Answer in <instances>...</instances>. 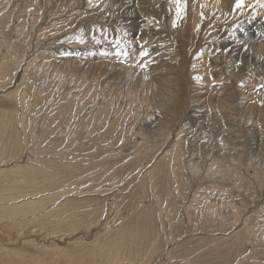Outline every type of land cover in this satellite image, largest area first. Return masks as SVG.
<instances>
[{"label": "rangeland", "instance_id": "374dc122", "mask_svg": "<svg viewBox=\"0 0 264 264\" xmlns=\"http://www.w3.org/2000/svg\"><path fill=\"white\" fill-rule=\"evenodd\" d=\"M226 1L230 5L233 4L231 7L229 6L227 15L222 12L214 14L213 11H208L209 9L201 0H179V4L177 0H0V30L2 29L9 37L5 42L6 47L15 41L17 48L26 49L23 45L28 42L29 47L26 49L28 56H34L41 52L38 55L39 58L47 60L46 66H37L34 70L32 80L33 84L37 86L32 90L33 97L30 99L32 101L29 107H21L4 96L3 90L7 92L8 89L13 90L16 86L11 84L7 87L5 83L8 79L7 76L0 77V83L4 81L1 84L4 88H0V109L3 111H16L20 116L26 113L32 119L34 122L32 129L26 127L23 130L21 126L16 128L21 134L36 130L35 135L21 136V139L33 140L36 147L30 150L32 144H29L26 148L24 146L18 164L25 162L27 165L40 164L45 159L52 164H57L61 160H67V162L76 160L78 162L79 160L93 159L94 163L92 165L90 162L86 165L101 170V174L97 178V184L99 185L96 188H91L93 193L85 191L86 193L84 192L78 196L75 192H70L53 204V206H57L58 203L69 199L72 202L75 197H78L80 200L88 201L91 206H95V210L100 212L99 222L101 223L89 222L78 225L73 229L63 228L53 231L50 230L48 224L36 220L37 216L40 217L39 213H37L38 215L36 213L32 214L33 217L36 216L35 218H32L31 215L16 216L13 219L0 216V264H81L79 260L75 259L77 255L70 254L73 246L68 243L69 240L73 242L75 239L81 238L85 241H91L95 233L105 232L118 225L119 222L129 219L138 206L152 205V207L158 208L159 202L162 203V207L166 203L169 204L165 185L169 186L170 180L168 179L166 183L164 174L167 170L166 165H164L167 160L162 159L165 151L170 149L169 145L173 144L177 137L185 139L183 143H189L190 146L191 144L198 146L203 142L207 144V148L213 145L216 150H221L220 137L225 135L231 140L229 146L226 147L231 151L235 148L241 154H244L245 162L249 161L246 154L247 149L248 153L249 150L254 154L263 153L260 146H263L264 142L259 143L256 139L261 138V140H264V57H257L258 53L255 51L257 49L255 46L257 44L261 45L259 43L264 44V0H242L239 7H237V0ZM178 6L179 13L177 12ZM235 7L242 8V13L233 15L232 10ZM217 14H221L220 17ZM247 19L254 21V23L249 27H244L245 29H239L238 25ZM19 25L28 29L27 41H25V36H18L20 32L17 33V30L15 32L14 29H17ZM227 27H229V30H227ZM236 28L244 34L240 44L233 43L234 40L231 36L233 34L232 30L235 31ZM40 30H43L46 35L42 36V38L44 37L42 40L41 38L37 40L35 35ZM12 33L13 35H11ZM241 42H247L250 47L246 44L241 46ZM58 45L66 46V50L84 48L89 56L80 63L74 51L56 50ZM45 47H51L49 49L54 51L53 54L47 48L46 50L42 49ZM208 50L213 52L210 53L211 56L208 55ZM170 52L174 58L166 55ZM225 64L231 65L237 74L235 77H232L233 75L229 72V69H225ZM21 74L22 71L17 73L16 82L19 81ZM41 74H44V76ZM60 76L64 78L65 86L62 88H60L58 80ZM107 80L109 81L107 82ZM143 81L146 83H141ZM41 86L43 88L38 89ZM194 88H197V91L199 89L202 93L198 91L197 94ZM20 89L22 90V88ZM93 90L95 91L93 92ZM127 90H129V93ZM122 93L123 96H121ZM57 95L65 96L67 100L76 104L82 101V106L85 107L83 108L84 111L80 108L81 106L79 107L82 112L78 110L79 114L72 117V119L75 118L73 120L70 119V114H68L69 117L67 114H60L61 118L64 116L61 119L64 122L59 123L60 134L57 135L56 133L55 135V133H52L53 127L49 132L52 134L43 131L48 129L45 127L51 125L52 120L56 117L54 112L58 106L56 103ZM115 95L120 96L115 98ZM94 96H97V100L94 99ZM133 96L136 98H132ZM35 97L36 99L38 97V99L36 100ZM203 97H205L204 101ZM209 97L210 100H208ZM110 98H115L120 107L124 108L125 113H128L126 114L128 117H126L124 126H119V128L123 127V131L125 128L126 134L122 131V139H117L116 142L109 139L100 141L99 145L96 141V133L85 134V122L91 111H94L99 104ZM195 98L198 100L196 101ZM223 98H226V100H223ZM227 98H230V100H227ZM89 99L97 106L90 104ZM200 100L204 103L198 102ZM213 100L218 101L213 102ZM141 101H144V104ZM220 101L223 102V105L219 103ZM218 103L222 107H226H218L216 110L222 109L220 110L222 113L229 111L226 112V115H235V118H233L235 120L232 123L221 124L224 122L223 119L226 120V118L220 120V123L219 120H216V123L211 118L213 112L211 107L219 106ZM238 111H240V114H245V117L236 118L239 116ZM138 112L140 113L138 114ZM259 113L261 114L259 115ZM171 116L175 119L172 120ZM255 116L257 117L255 118ZM212 117H214V114ZM187 118H190L191 121H185ZM170 120V123L166 122ZM66 123L67 125H64ZM169 125L171 128L166 129L169 131H167L169 136L164 139L160 133H163L161 131H165V127H169ZM107 127L105 125L103 128L106 129ZM73 128L76 135L73 136V140H70L68 135L65 134L66 131L69 132ZM104 129L103 132H105ZM140 129L147 136H153H151L152 138L149 136L150 142L147 146L145 145V149H140L143 143L139 135ZM251 132L255 135H250ZM0 138L3 140L2 143L6 145L9 137L5 135ZM90 139L91 141H88ZM49 140L50 142H48ZM82 141L86 143L89 150L83 151L79 148ZM119 144L122 147H119ZM11 145H14V143L12 142ZM158 146L161 147L159 150ZM249 146L252 148L249 149ZM115 147H118L119 153L116 152ZM48 149H53V152L47 151ZM12 151L9 154H12ZM15 154L13 153L8 157L6 161L8 165L11 166L13 162L15 163L16 160L13 157ZM99 158L106 161L103 160V163H99V161L101 162ZM161 169L162 171H160ZM249 175L252 177V174ZM249 175L247 176L250 177ZM110 176H114V179L110 180ZM189 176V173L185 176L182 175L180 180L185 181ZM160 177L162 180H159ZM198 179L205 180L204 186H193L194 190L197 191V196L206 195L203 206L238 199L236 195L239 191L238 186L234 184L233 186L231 182L229 183V181L223 179V175H199ZM194 182L197 185L199 183L198 181ZM181 184L183 183L181 182ZM8 186L14 187L16 185L11 184ZM248 186H250V183ZM64 187L70 191H75V186L70 184H64L59 189L48 191L51 194L59 193L64 190ZM160 187L159 198L163 201L156 199ZM234 187L235 193L232 192ZM163 197L164 199H162ZM135 203L137 206L134 207V211L131 208ZM43 213L45 214V212L41 214ZM186 233L187 231L176 238L174 245L180 244L185 238L190 237L191 233L188 232L187 235ZM211 234L216 235L210 233L207 237L211 238ZM127 262L128 260L123 259L118 264H129ZM188 264H191V262Z\"/></svg>", "mask_w": 264, "mask_h": 264}, {"label": "bare ground", "instance_id": "6f19581e", "mask_svg": "<svg viewBox=\"0 0 264 264\" xmlns=\"http://www.w3.org/2000/svg\"><path fill=\"white\" fill-rule=\"evenodd\" d=\"M201 1L209 9L208 11H213L214 14H216L217 12L218 13L222 12L226 14L229 11V6L231 7V5H233L232 3L230 5V3H228L226 0H201ZM234 6L236 5L234 4ZM241 10L242 8L235 7L232 10L233 15L236 13L241 14L242 13ZM206 13L207 12L205 11V14ZM211 15L213 14L211 13ZM209 18H210V15H209ZM253 23L254 21L247 19L245 22L238 25V28L245 29L244 27H247V26L249 27ZM228 28L229 27H227V30H229ZM236 29L235 31L232 30L233 34L231 36H232V39L234 40L233 43L235 42L236 44H240V41H242L244 34H242L239 31V29L237 30ZM14 30L15 32L17 30V33L20 32L18 36H25V41H27L28 29L26 27L25 28L20 27L19 25L17 29H14ZM11 35H13V33ZM44 35H46V33L43 30H40L37 32L35 37L37 40H39L40 38L42 40L44 38V37L42 38V36ZM7 38L9 37H7L6 33H4L3 30L1 29L0 30V77L6 75L8 78L6 79L7 81H5V83L7 84L6 86L9 87L11 84H15L16 87L13 90L8 89L7 92L3 90L2 93L4 94L5 97H7L8 99H10L12 102L16 104H19L21 107H27V106L29 107V104H31V101H32V100L30 101V99H32L31 97H33L32 90L37 86L33 84V80H32L34 76V70L35 68H37V66L42 67L43 65H45L47 63V60L45 61L43 60V58L42 60L39 58L38 55L41 52L34 56L32 55L28 56L27 51H26V49L29 47L28 42L27 44L23 45V47L25 46L26 49L17 48L15 45L17 43H14L15 41L11 42L10 45L6 47L5 42ZM237 38L238 40H236ZM245 44L248 45L247 42H243L241 46ZM259 44L261 45L257 44L255 46L257 48L255 51L258 53L257 57L259 56L264 57L263 56L264 44L263 45L262 43H259ZM46 48L47 47L42 48V49L46 50ZM49 48L51 49V47H48L47 50H49V52L53 54L54 51L53 50L51 51ZM62 49L66 50L67 48L66 46H59V45L56 48V50H59V51H62ZM66 51L67 52L74 51V53H76L75 56L78 57V60L80 63L81 61L84 60V58L89 56L88 55L89 53H87L86 49L84 48L80 50L76 48L73 50H66ZM210 53H213V52L209 51L208 55H210ZM240 53H244V52H240ZM45 55H42V56L48 57ZM166 55L169 57H173V54H171V52ZM65 64L67 65V63ZM74 66L75 65L73 64V67ZM224 66L226 70L229 69V72H231V74L233 75V76L231 75L232 77H235L237 75L234 72V69L231 67L230 64L229 65L225 64ZM54 68H57V67H54ZM19 71H22V74L19 78V81L16 82V76ZM41 75L44 76V74H41ZM58 80L60 83V88L65 86L64 78L62 76H60ZM108 81L109 80H107V82ZM2 83H0V88L1 87L4 88V86L1 85ZM141 83L145 84L146 82L143 81ZM105 86L107 87L106 84ZM129 86L131 87V85ZM66 87L68 88V85ZM20 88H22V90ZM41 88H43V86H41L40 88L38 87V89H41ZM194 89L197 91V88H194ZM129 90H127V92ZM94 91L95 90H93V92ZM198 91L200 90L198 89ZM198 91H197V94H198ZM103 94L105 93L103 92ZM119 96L115 95V98L116 97L118 98ZM121 96H123V93L121 94ZM96 97L94 98L95 100H97ZM115 98L107 99L103 101L101 104L98 103L99 104L98 107L94 109V111H91L89 113L90 116L86 118L85 130L84 128L83 130L86 131L85 134L96 133L95 134V136H97L96 141L98 142L99 145H100V141H107L109 139V140H112L113 142H116L118 141L117 139H120L122 137L121 133L123 131V127L119 128V126H124L123 124L126 122V117H128L126 116V114L128 113H125L124 108L122 109V107H120V105L118 104V101H116ZM132 98H136V97L133 96ZM198 98L200 99V97ZM204 98L205 97L202 98L203 101H204ZM169 99H170V96H169ZM219 99H222V98H219ZM224 99L226 100V98H223V100ZM90 100L91 99L88 100L90 104H95V103H92ZM197 100L198 99H196V101ZM201 100L198 102H203ZM208 100H210V97ZM227 100H230V98H227ZM217 101L213 100V102H217ZM222 101H220L219 103L222 104L224 102ZM56 103L58 105L56 107V111L54 112V115L56 117L54 116L55 117L53 119L54 122L52 120V124L54 123V125L52 126L51 124L49 126H46L45 128H48V129L43 132L49 133L51 132V127H53L52 133H55V135L57 133L58 135L60 134L59 133L60 131L59 125L61 124L60 122H64V121H61V119H63L64 116L61 118L60 114H64V115L67 114V116L68 114H70L71 116L70 119H72V117H76L77 114H79L78 110L79 112H82L80 110L83 109L85 106H82L83 105L82 101L76 104L73 101L67 100L65 96H59V95H57ZM141 103L144 104V101L143 102L141 101ZM37 104H38V101H37ZM211 104L214 105L213 103ZM230 104H233V103L230 102ZM95 105L97 106V104ZM218 107L221 108L222 106L219 104V106L216 105V106L211 107V109L213 110L211 115L213 116L214 114V117L211 116V118L215 122L216 120H219V123H220L221 122L220 120H222L223 118H226V120L223 119L224 122H222L221 124H224L227 122L232 123V121L235 120L233 119L235 118L234 117L235 115L234 116L226 115L227 114L226 112H229V111L222 113L220 112V110L222 109H220L219 111L216 110ZM225 107H222V108H225ZM240 111H238L239 116L236 118H239L240 116L241 118L245 117V114L244 115L240 114ZM139 113L140 112H138V114ZM241 113L243 112L241 111ZM260 114L261 113H259V115ZM256 117L257 116H255V118ZM211 118L210 120L212 121ZM171 119L174 120L175 118L171 116ZM185 121L190 122L191 120L190 118H187ZM166 122L170 123L171 120L169 122L168 121ZM33 125H34V122L26 113H23V115L20 116L16 113V111H13V110L3 111L0 109V137L5 136V135L9 137L6 145L2 143L3 140L0 138V204H1L0 205V216L13 219L16 216L25 217L26 215L27 216L31 215L32 218H35L36 216L33 217L34 215L32 214L39 213L40 217L37 216L36 220L48 224V226L50 227V230H53V231L60 230L63 228L73 229V228H76L78 225L87 224L89 222H95V223L99 222L100 212H98V210H95L96 209L95 206H91L88 201L86 202L84 200H80L78 199V197H75L76 200L74 199V201L72 202L70 201L71 199H69L67 201L58 203L57 206H53V204L57 200H59L61 197L63 198L64 195H67L70 192H73V193L75 192V194L78 196H80V194L84 193L85 191H88V192L91 191L93 193V189L91 188H96L97 185H99L97 184V178L101 174V170H96L94 167L92 166L90 167L89 165H86V163H89V162L92 165V163H94L92 161L93 159H87V160L84 159L85 161L79 160L78 162L76 160L69 161V162H67V160L65 161L61 160L57 164H52L49 160L45 159V161H41L40 164L27 165L26 162L23 164H18L19 163L18 159H20L22 156V152L24 150L22 148L24 146H25L24 148H26L27 146H29V144H32L30 147V150L35 149L36 147L33 144L34 142L33 140H30L27 137H26L27 139L25 138L21 139V136L22 135L29 136V134L35 135L36 130L34 132L30 131L31 133L24 132V134H21L20 131L17 130L16 128L18 126H21L23 130L26 127H30L29 129H32ZM64 125H67V123ZM105 125L108 126L106 129L103 128ZM170 128L171 126L169 125V127L168 126L165 127V131H161L163 133H160V134L164 139L165 137L168 138L169 136L168 130ZM103 129L105 132H103ZM142 129H140L139 135L141 136V140L143 143H142V147L141 148L139 147V148L145 149L148 143L150 142V138H152L153 136L151 135L152 136L151 137L149 135L150 136L149 138V136H147V134H145V132ZM163 129L164 127L162 128V130ZM126 131H127V128H126ZM213 131H216V130H213ZM123 132H125V128ZM52 133H49V134H52ZM252 134L254 133L251 132L250 135ZM65 135H68L70 140H73V136L76 135V132L73 128L69 132L66 131ZM57 138H55V140H57ZM141 140L139 141L140 143H141ZM184 140L185 139H180V137H177L174 140L173 144L171 145L167 144L170 146V149L165 151L164 157L162 159V160H167L164 164L167 167V170L164 172V174H165V182L167 183L168 179L170 180V184H168L169 186L165 185L166 197L169 200L168 201L169 204L166 203V205L162 207V203L159 202V206L157 205L158 208L152 207V205H147V206L142 205L140 207L138 206L135 211L134 207L137 206L135 203L134 205H132V208H131L135 212L132 214V216L130 215L131 217L129 219L122 221L121 223L119 222L118 225L110 228L109 230L105 232L96 231L97 233L94 234L91 241H85L84 239L82 240L81 238H77L73 242L69 240L68 243L73 246V250H71L70 254L71 255L73 254V256L77 255V257L75 258L76 260H79L81 264H118V262L123 259L128 260L127 263L129 264H135V263H140V264H188L190 262L191 264L192 263L194 264H199V263L200 264H264V149H263L264 143H263V146L262 145L260 146L261 149L263 150V153L260 152V153L254 154V152L253 153L250 152L251 150H249V153H248V149H247L246 154L248 156L247 158L249 159V161L245 162L246 160H244V157H245L244 154H241L235 148L232 150V151L234 150L235 151L232 152L231 150L228 149V147H226V146H229L231 140L230 138L228 139L225 135L220 137V140H221L220 144L222 148H220V146L219 148L221 150L219 149L216 150L213 145L212 146L208 145L209 148H207V144L203 142L199 144L198 146L196 145L197 147L194 146V144H191L190 146L189 143L184 144L183 143ZM256 140L259 143L264 142V140L263 139L261 140V138H258ZM88 141H91V139ZM12 142L14 143V145H11ZM48 142H50V140ZM156 142L158 143V141ZM84 143L85 142L82 141V143L79 145V148L83 151L89 150V147H86V143L85 144ZM157 143L156 145H158ZM120 146L121 145L119 144V147ZM159 146H158V150L161 148ZM115 148L117 150L116 152H118V149H117L118 147H115ZM248 148L250 149L252 147L249 146ZM52 150L53 149H48L47 151H52ZM11 151L13 153H16L15 155H13L16 161L15 163L13 162V164L10 166L8 165L6 161L8 160V157L13 154V153L9 154ZM151 158H154V157H151ZM196 159L198 160L196 161ZM100 160L101 162L99 161V163H103V160L105 159L102 160L101 158ZM163 170H164V167H163ZM113 171H116V170H113ZM160 171H162V169ZM188 173L190 175L189 176L190 178L188 177L185 179L184 177L185 181L180 180V178H182V175L185 176V174H188ZM214 174H221L223 175V179H226L227 181H229V183L231 182L232 185L234 184L238 186V187L236 186L237 188H239V191L236 193V195L238 196V199H233L232 201L229 200V202H226V201L220 202V203L215 202L214 204H211L209 206L207 204L203 206L204 199H206V195L197 196L196 195L197 191L194 190L193 186H198V187L201 185L204 186L203 184H205L204 183L205 180L198 179L199 175L209 176V175H214ZM249 174H252V177ZM247 175H249L250 177H248ZM113 177L114 176H110V180L114 179ZM205 179L208 180V178H205ZM159 180H162L161 177L159 178ZM105 181L107 180L105 179ZM193 181H198L199 182L198 185L196 182L193 183ZM181 182L183 184H181ZM249 183H250V186H248ZM11 184H13V186L15 184L16 186L14 187L8 186ZM64 184H70V185L75 186L74 187L75 191L73 190L70 191L66 189L65 187H64V190L60 191L59 193L51 194L48 191V190L51 191V189L53 190L59 189L60 186H63ZM174 184H176V186H174ZM211 184L213 185V183ZM208 186H209V183H208ZM234 189L235 187L232 189L233 193H235ZM46 191L48 192L46 193ZM160 191H161V187L159 188L156 194L157 195L156 199H158V201H163V200H160L161 198H159ZM164 197H165V193H164ZM164 197L162 199H164ZM18 201L20 202L18 203ZM195 205L197 206L195 207ZM42 212H45V214L44 213H43L44 215L41 214ZM47 219L49 220L47 221ZM185 231H187L186 235L189 234L188 232H190L192 235L190 234V237L185 238V240H183L182 243L180 244L178 243L177 245H174L175 243L174 241L176 240V238L180 237ZM210 233H214L216 235L214 236L213 234H211V238H209L207 236Z\"/></svg>", "mask_w": 264, "mask_h": 264}, {"label": "snow or ice", "instance_id": "6c2138e0", "mask_svg": "<svg viewBox=\"0 0 264 264\" xmlns=\"http://www.w3.org/2000/svg\"><path fill=\"white\" fill-rule=\"evenodd\" d=\"M177 3L179 4V0H177ZM241 3H242V0H237V7H239ZM177 12L179 13V6L177 8Z\"/></svg>", "mask_w": 264, "mask_h": 264}]
</instances>
